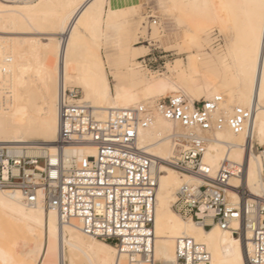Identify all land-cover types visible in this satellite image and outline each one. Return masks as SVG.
Listing matches in <instances>:
<instances>
[{"label": "bare ground", "instance_id": "1", "mask_svg": "<svg viewBox=\"0 0 264 264\" xmlns=\"http://www.w3.org/2000/svg\"><path fill=\"white\" fill-rule=\"evenodd\" d=\"M155 1L161 21L171 20L176 28L165 40H158L161 24L146 22L153 15L139 16V0H0V146L24 147L29 158L60 156L64 167L95 155L90 144L56 148L60 78L66 89L80 90L77 104L93 109L99 120L109 110L152 105L161 97L183 96L191 104L219 96L215 116L228 117L238 107L253 109V118L238 134L226 126L197 131L202 163L211 175L225 162L243 166L241 178L229 181V204L238 203L232 189L238 186L249 197L264 198L261 0ZM139 34L148 40L139 41ZM160 48L178 58L165 64L164 72H151L139 59ZM172 134L185 136L187 130L153 111L151 124L138 130L137 143L166 161L175 153ZM194 183L159 168L155 263L174 264L175 240L187 237L206 248L210 264H247L248 233L236 237L215 224L205 229L173 211L176 191ZM0 264L131 263L113 245L83 235L74 222L61 224L54 210L28 205L13 190L0 191Z\"/></svg>", "mask_w": 264, "mask_h": 264}, {"label": "built area", "instance_id": "2", "mask_svg": "<svg viewBox=\"0 0 264 264\" xmlns=\"http://www.w3.org/2000/svg\"><path fill=\"white\" fill-rule=\"evenodd\" d=\"M147 21L157 25L155 18ZM79 97L78 89H66L59 79L55 145L61 150L90 144L95 155L64 167L60 156L29 158L24 147L0 146V191L17 190L26 204L54 210L61 224L74 222L83 235L113 245L131 264H156V190L159 168L165 166L197 181L176 191L172 209L177 215L205 229L215 224L236 237L248 233L247 264H264V198L249 197L238 186L232 189L239 201L229 204V181L241 178L243 166L225 162L211 175L196 135L224 126L238 134L250 126L253 109L236 107L228 117L215 116L219 96L191 104L183 96H171L152 105L109 110L99 120L93 109L77 104ZM153 111L187 130L185 136H170L175 153L166 161L137 143L138 130L151 124ZM174 247V264H210L206 248L190 238L176 239Z\"/></svg>", "mask_w": 264, "mask_h": 264}, {"label": "rangeland", "instance_id": "3", "mask_svg": "<svg viewBox=\"0 0 264 264\" xmlns=\"http://www.w3.org/2000/svg\"><path fill=\"white\" fill-rule=\"evenodd\" d=\"M139 6H140V12L139 16H143L146 17V15H153V17L155 18V20L157 21V25H160V31L162 32L160 34V38L158 40H165V35L170 34V33H174L176 32V28L173 25V22L171 20H167V19H160V12L158 9V6L156 4L155 0H139ZM150 12V13H149ZM147 22V19H146ZM160 22V23H159ZM149 23V22H148ZM142 26H146V24L142 25ZM148 27V26H147ZM146 27V31L149 29V27ZM157 27V26H156ZM149 31V30H148ZM132 31H130L131 33ZM139 41L142 40H148L146 37H144L143 35H138ZM223 40L222 37H219L217 40ZM144 40V42H146ZM148 43V42H147ZM147 43H141L140 45L143 46H148ZM220 43H222L220 41ZM151 50V48H150ZM151 53L144 59L141 58V60L139 59V62L146 67V69H148L151 72H157V73H162L165 71L164 66L165 64L174 61L176 58H178V55H176L174 52H164L163 49H152V51H150ZM180 57V56H179ZM79 92V96H81L80 94V90L78 89ZM80 98V97H79ZM161 98H165V97H161Z\"/></svg>", "mask_w": 264, "mask_h": 264}, {"label": "snow or ice", "instance_id": "4", "mask_svg": "<svg viewBox=\"0 0 264 264\" xmlns=\"http://www.w3.org/2000/svg\"><path fill=\"white\" fill-rule=\"evenodd\" d=\"M261 7L264 8V0H261ZM261 143H264V133H262Z\"/></svg>", "mask_w": 264, "mask_h": 264}]
</instances>
